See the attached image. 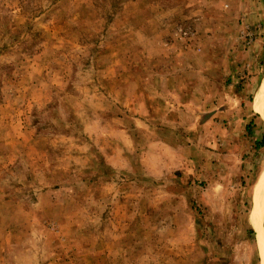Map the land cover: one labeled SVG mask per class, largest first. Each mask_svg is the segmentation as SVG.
I'll return each mask as SVG.
<instances>
[{"label": "rangeland", "instance_id": "1", "mask_svg": "<svg viewBox=\"0 0 264 264\" xmlns=\"http://www.w3.org/2000/svg\"><path fill=\"white\" fill-rule=\"evenodd\" d=\"M263 76L264 0H0V264H262Z\"/></svg>", "mask_w": 264, "mask_h": 264}, {"label": "bare ground", "instance_id": "2", "mask_svg": "<svg viewBox=\"0 0 264 264\" xmlns=\"http://www.w3.org/2000/svg\"><path fill=\"white\" fill-rule=\"evenodd\" d=\"M254 100L255 110L261 114L264 119V76L261 81V85L256 93ZM259 188L257 189V197L256 202L252 209V218L251 222L253 228L257 231V238H258V249L260 253V257L262 260V264H264V172L262 174L261 180L258 183Z\"/></svg>", "mask_w": 264, "mask_h": 264}, {"label": "trees", "instance_id": "3", "mask_svg": "<svg viewBox=\"0 0 264 264\" xmlns=\"http://www.w3.org/2000/svg\"><path fill=\"white\" fill-rule=\"evenodd\" d=\"M259 144L264 146V136H263V139L259 142Z\"/></svg>", "mask_w": 264, "mask_h": 264}, {"label": "crops", "instance_id": "4", "mask_svg": "<svg viewBox=\"0 0 264 264\" xmlns=\"http://www.w3.org/2000/svg\"><path fill=\"white\" fill-rule=\"evenodd\" d=\"M249 54H252L253 52H248ZM260 85H261V83H260ZM260 87V86H259Z\"/></svg>", "mask_w": 264, "mask_h": 264}]
</instances>
